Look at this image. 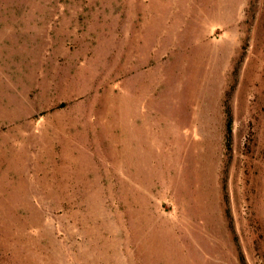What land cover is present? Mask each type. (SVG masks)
<instances>
[{
    "label": "rangeland",
    "instance_id": "rangeland-1",
    "mask_svg": "<svg viewBox=\"0 0 264 264\" xmlns=\"http://www.w3.org/2000/svg\"><path fill=\"white\" fill-rule=\"evenodd\" d=\"M0 264H264V0H0Z\"/></svg>",
    "mask_w": 264,
    "mask_h": 264
},
{
    "label": "trees",
    "instance_id": "trees-1",
    "mask_svg": "<svg viewBox=\"0 0 264 264\" xmlns=\"http://www.w3.org/2000/svg\"><path fill=\"white\" fill-rule=\"evenodd\" d=\"M232 116L231 114H228V119H227V138H228V146L231 147L232 143Z\"/></svg>",
    "mask_w": 264,
    "mask_h": 264
}]
</instances>
